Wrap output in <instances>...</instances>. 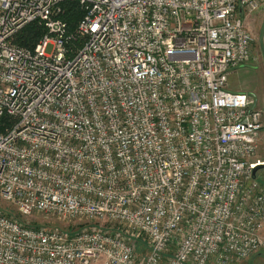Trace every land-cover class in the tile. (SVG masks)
I'll return each instance as SVG.
<instances>
[{
	"label": "built area",
	"instance_id": "2783aa9c",
	"mask_svg": "<svg viewBox=\"0 0 264 264\" xmlns=\"http://www.w3.org/2000/svg\"><path fill=\"white\" fill-rule=\"evenodd\" d=\"M66 1L82 11L77 34ZM262 5L0 0L1 198L59 222L111 213L126 237L112 222L70 231L0 209V264H231L264 250L251 159L264 112L227 85L252 59L245 19ZM33 21L34 44L13 41ZM131 189L135 208L116 211L110 194Z\"/></svg>",
	"mask_w": 264,
	"mask_h": 264
},
{
	"label": "rangeland",
	"instance_id": "374dc122",
	"mask_svg": "<svg viewBox=\"0 0 264 264\" xmlns=\"http://www.w3.org/2000/svg\"><path fill=\"white\" fill-rule=\"evenodd\" d=\"M253 33H255V30H252ZM70 32H76V28H74L73 31ZM255 38H259L257 35H255ZM81 39L78 37V42ZM77 42V44H78ZM257 44L259 45V41L257 40ZM253 45L252 44V50H253ZM46 52H50V48H47ZM257 54H255V51L253 50L252 52V59L245 64L247 69V73L245 74V78L242 74V76L239 73H233L231 74L229 80H228V89L233 90L234 88L236 89L237 86H245V88L248 89V91L252 92L256 98V102L258 104V107L262 108L263 112H264V69H263V60H262V55L259 53V50H256ZM259 54V55H258ZM259 64V65H258ZM243 65V66H245ZM260 66V67H259ZM260 68V69H259ZM247 74L249 76H247ZM248 93V92H246ZM264 130V128H263ZM262 135V132H261ZM252 161L255 160H260V162L264 163V139L261 137L258 148L255 152V154L252 156ZM256 177L258 179H263L264 178V165L260 168H258L256 170ZM263 177V178H262ZM138 196V192L135 189H131L130 191L127 192H122L121 194L117 195L115 193L110 194V199L111 200H115V210L117 211L118 208L121 206V201L125 200L127 202H130L132 207L135 208L134 204L132 202L135 201V199ZM0 209L2 211H4L6 214H8L9 216H12V218L17 219L19 222H22L26 225H30V226H35V224H42L43 226L46 227H54V226H58V227H64L66 229H69L70 231L75 230V231H79L82 227L87 226V223L90 220V223H94L97 225H105V224H109V222H112L111 224H109V226L113 229L112 233L113 234H117L119 236H121L123 238V240L126 239L125 234L118 231L117 229V223H119V220L117 218L114 217H110L113 216L111 213H109L110 216H103L100 217L102 218L101 220H97V219H93L94 222L91 219H88L87 217V213L83 212L81 214H79L73 221H57V220H53L52 218L49 217H44L41 214H31V215H23L21 214L18 209L10 202H8L7 200H4L3 198H1L0 196ZM114 213V212H112ZM103 218H108L111 221H103ZM117 223H116V222ZM37 224V225H38ZM114 224V226H113ZM36 225V226H37ZM137 245V244H136ZM259 260V262H257L258 264H264V250H261V252H257L254 255H251L248 258L245 259H239V260H233V262L231 264H257L255 262V260ZM255 259V260H254ZM208 264H215L213 262H210Z\"/></svg>",
	"mask_w": 264,
	"mask_h": 264
},
{
	"label": "crops",
	"instance_id": "0c3cea01",
	"mask_svg": "<svg viewBox=\"0 0 264 264\" xmlns=\"http://www.w3.org/2000/svg\"><path fill=\"white\" fill-rule=\"evenodd\" d=\"M245 24H246V27L251 32V34H252V36L254 38L253 50L255 51V54H257L256 50H259V53L262 55L263 69H264V5L260 6L255 12H253L250 15H248L246 17V19H245ZM252 30H255V33H253ZM255 35H257L259 38H255ZM257 40L259 41V45L257 44ZM245 68H246V65L245 66H241L239 68H236V69L230 71V73L228 74V80H229L231 74H233L235 72L239 73L241 76L243 74V76L245 78V74L247 73L246 72L247 69H245ZM247 76H249V75L247 74ZM232 91L248 92V93L254 95L252 92L248 91V89L245 88V86H240V85L237 86L236 89L234 88ZM255 98H257V97H255ZM261 137L264 139V130H262ZM261 137H260V139H261ZM259 142H260V140H259ZM255 262L257 263V262H259V260H257V258H256Z\"/></svg>",
	"mask_w": 264,
	"mask_h": 264
},
{
	"label": "trees",
	"instance_id": "16d2710c",
	"mask_svg": "<svg viewBox=\"0 0 264 264\" xmlns=\"http://www.w3.org/2000/svg\"><path fill=\"white\" fill-rule=\"evenodd\" d=\"M64 7H65V11L63 13V18H65V20L68 23L69 31H73L77 21L82 16V11H81L79 5L77 4V2H75V1H66L64 3ZM40 34H41V27L37 24V22L33 21V22L27 24L26 26H24L23 29H21L15 35L13 41H15L21 45L32 46L34 44L36 38ZM37 224H35V226ZM259 252H261V250L258 251V253ZM252 255H254V254H252Z\"/></svg>",
	"mask_w": 264,
	"mask_h": 264
},
{
	"label": "water",
	"instance_id": "95a60500",
	"mask_svg": "<svg viewBox=\"0 0 264 264\" xmlns=\"http://www.w3.org/2000/svg\"><path fill=\"white\" fill-rule=\"evenodd\" d=\"M264 165V163H259V164H256L253 168V172H255L258 168L262 167Z\"/></svg>",
	"mask_w": 264,
	"mask_h": 264
}]
</instances>
